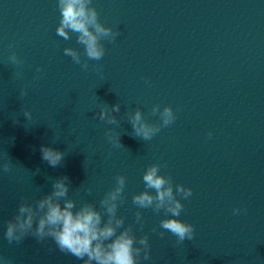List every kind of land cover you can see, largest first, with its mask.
I'll use <instances>...</instances> for the list:
<instances>
[{"label": "clouds", "instance_id": "obj_1", "mask_svg": "<svg viewBox=\"0 0 264 264\" xmlns=\"http://www.w3.org/2000/svg\"><path fill=\"white\" fill-rule=\"evenodd\" d=\"M91 5L92 0H57L60 22L56 34L66 41L75 34L76 43L83 47V56L73 47H65L63 53L73 63L80 65L82 70H88L89 61L103 59L106 49L102 41L114 43L120 35L119 31L100 22L96 8ZM8 60L12 65L21 63L14 51ZM41 71L40 68L36 69L37 73ZM145 83L150 81L146 80ZM25 95L27 91L21 90L20 97ZM119 111V104L111 107L105 104L98 112V119L109 125H119L113 115ZM151 114L159 116V124L149 123L139 108L127 115L135 137L144 141L151 140L162 127L169 126L176 119L170 106L161 110L160 105H153ZM23 115L27 121L32 119V113L28 110L23 109ZM208 135L211 137L212 133L209 132ZM105 136L114 146L121 145L120 135L112 129L106 130ZM40 153L41 158L51 167L58 166L64 157L63 152L46 145L40 147ZM160 169L161 165L158 163L146 168L142 174L145 190L134 194L132 203L137 209H152L155 213L164 211L166 218L159 223L163 230L158 233L160 237L167 232L178 243L192 240L194 225L178 219L184 208L181 200L190 198L192 189L182 184L174 185L171 176L161 174ZM11 170L10 159L0 164V173H9ZM126 179L124 175L115 177V186L99 201V208L103 212L89 202L77 207V202L69 198L68 178L65 176L55 179L52 190L42 195L34 204L25 201L19 204L14 218L7 221L4 237L10 244H19L28 236L41 243L50 238L61 253L74 256L83 264H139L141 259L148 261L151 259L149 237L142 235L137 238L133 225L125 227V218L117 215L119 205L124 203ZM88 191L90 193L91 189ZM178 196L181 198L178 199ZM243 211L246 209L234 208L233 214ZM135 221L143 228L140 211L135 213Z\"/></svg>", "mask_w": 264, "mask_h": 264}]
</instances>
